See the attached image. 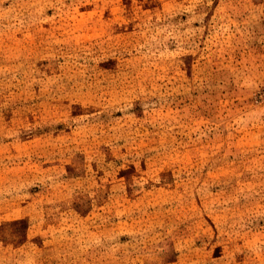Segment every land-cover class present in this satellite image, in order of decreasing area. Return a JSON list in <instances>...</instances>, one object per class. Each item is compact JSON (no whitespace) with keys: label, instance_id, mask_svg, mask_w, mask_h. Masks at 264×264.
<instances>
[{"label":"rangeland","instance_id":"obj_1","mask_svg":"<svg viewBox=\"0 0 264 264\" xmlns=\"http://www.w3.org/2000/svg\"><path fill=\"white\" fill-rule=\"evenodd\" d=\"M0 264H264V0H0Z\"/></svg>","mask_w":264,"mask_h":264}]
</instances>
